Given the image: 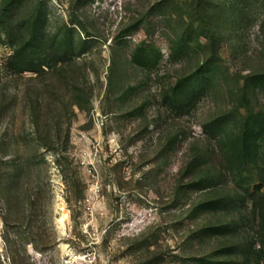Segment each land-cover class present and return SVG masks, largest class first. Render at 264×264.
<instances>
[{
  "label": "rangeland",
  "instance_id": "obj_1",
  "mask_svg": "<svg viewBox=\"0 0 264 264\" xmlns=\"http://www.w3.org/2000/svg\"><path fill=\"white\" fill-rule=\"evenodd\" d=\"M262 76L264 0H0V264H264Z\"/></svg>",
  "mask_w": 264,
  "mask_h": 264
},
{
  "label": "trees",
  "instance_id": "obj_2",
  "mask_svg": "<svg viewBox=\"0 0 264 264\" xmlns=\"http://www.w3.org/2000/svg\"><path fill=\"white\" fill-rule=\"evenodd\" d=\"M66 45L70 49L69 53L73 52L74 47L72 42H69V44L66 42ZM13 67L19 72L35 71L36 68L40 67V64L26 61L22 54H17L13 59ZM231 134L233 136V149L236 155L240 158L255 161L256 163L259 157V142L261 137L264 136V111L249 116L243 127L231 132ZM258 169L262 171L260 168Z\"/></svg>",
  "mask_w": 264,
  "mask_h": 264
}]
</instances>
